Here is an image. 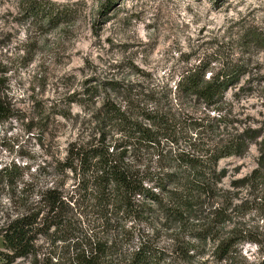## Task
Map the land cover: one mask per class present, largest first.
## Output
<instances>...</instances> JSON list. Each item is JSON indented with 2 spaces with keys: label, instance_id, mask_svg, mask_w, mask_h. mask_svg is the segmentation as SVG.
I'll return each mask as SVG.
<instances>
[{
  "label": "rangeland",
  "instance_id": "1",
  "mask_svg": "<svg viewBox=\"0 0 264 264\" xmlns=\"http://www.w3.org/2000/svg\"><path fill=\"white\" fill-rule=\"evenodd\" d=\"M197 71L233 76L215 110L178 87ZM0 75L13 107L0 121V227L26 193L54 185L71 142L105 132L116 143L122 132L102 122L106 101L133 116L171 107L175 142L161 136L158 146L137 131L129 141L126 158L141 172L155 168L161 149L209 148L249 127L262 133L244 156L218 162L225 173L217 196L183 215L151 203L148 218H134L66 171L57 181L64 225L37 235L41 263L73 264L78 240L113 234L128 238L127 252L148 236L160 251L156 264H264V0H0ZM208 224L213 229L201 231ZM3 252L0 235V264Z\"/></svg>",
  "mask_w": 264,
  "mask_h": 264
},
{
  "label": "trees",
  "instance_id": "2",
  "mask_svg": "<svg viewBox=\"0 0 264 264\" xmlns=\"http://www.w3.org/2000/svg\"><path fill=\"white\" fill-rule=\"evenodd\" d=\"M40 8L39 4L32 3L29 10L37 14ZM231 81L233 76L206 79L205 72L197 71L185 76L178 87L183 94H195L208 106L214 105L215 110ZM7 89V77L0 75V121L13 115ZM103 108V125L109 126L110 130L121 131L122 135L115 140V144L113 136L109 137L105 132L98 139L95 138L94 142L73 141L69 144L65 158L56 165L54 185L39 189L35 197H32V193H26L17 216L0 227V235L9 251L3 252L4 260L1 264H14L18 258H31L30 264H63L60 259L56 262L43 259L41 263L36 238L41 232L64 225L63 207L67 203L60 189L63 185L57 181L66 171L80 175L87 189L106 196L112 209L126 211L134 218H148V212L153 209L151 203L158 204L162 210L171 214L183 215L185 212L198 211L203 201L217 196L218 182L225 173L218 172V162L229 156H244L251 144L257 143L262 135L261 131L249 127L238 131L227 141L222 139L225 143L216 142V145L209 148H197L195 145L193 150L192 146L189 151L166 153L161 149L157 154L155 168L141 172L133 170L132 162L126 158L129 141L135 137L136 131L141 132L146 141L158 146L161 136L170 140L174 132L171 107L156 106L138 113V116H133L129 109H123L112 101H106ZM139 115L143 116L142 119H139ZM143 118L150 121V127H143ZM171 139L172 142L176 141L173 137ZM260 145L259 164L264 168V139ZM90 184L93 187L90 188ZM215 213L224 215L222 208L216 209ZM212 229L208 224L201 231L210 232ZM201 235L199 232L196 237L200 238ZM127 240L113 234L91 235L90 238L78 240L72 251V263L156 264L160 251L148 236L140 238L130 252L123 247ZM188 247L189 250L195 249L194 244Z\"/></svg>",
  "mask_w": 264,
  "mask_h": 264
}]
</instances>
